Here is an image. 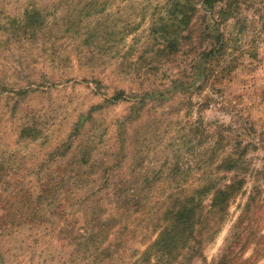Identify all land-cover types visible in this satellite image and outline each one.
<instances>
[{"label":"rangeland","instance_id":"rangeland-1","mask_svg":"<svg viewBox=\"0 0 264 264\" xmlns=\"http://www.w3.org/2000/svg\"><path fill=\"white\" fill-rule=\"evenodd\" d=\"M177 1L0 0V264H264V0Z\"/></svg>","mask_w":264,"mask_h":264},{"label":"trees","instance_id":"trees-1","mask_svg":"<svg viewBox=\"0 0 264 264\" xmlns=\"http://www.w3.org/2000/svg\"><path fill=\"white\" fill-rule=\"evenodd\" d=\"M225 1V0H201L202 7L204 9H189L187 5L184 4L183 1H177L175 9H168V19L167 21L163 22L162 30H164L168 37V46L170 48L181 47L182 43H186V41H191L192 38H194V32L199 31V33L196 35V38L198 41L196 43L199 44V46L202 43L203 40L207 39H214L216 40L214 46L212 45L211 48H206L203 51H201L200 55L202 58L207 59L208 57H211V55H214L217 53H222L225 51V39H224V32L220 31L219 25L221 21H224V18L220 17L216 18L215 15L217 14V10L213 9L215 8V5L217 2ZM174 7V5H173ZM187 8V9H186ZM201 10H204L206 13V18L208 17H214V27H211L210 24H207L204 29H196L195 22H194V16L198 14ZM220 12H226L225 10L221 9ZM226 14V13H225ZM216 32V33H215ZM174 36V38H172ZM188 44V43H186ZM181 50V49H180ZM187 53V52H184ZM229 189L233 188L235 186V182L228 185ZM218 195H216L215 201L212 205V207H216V213L218 214L219 211H223L227 205L228 200L230 199L232 195L231 190L218 188ZM220 193V194H219ZM195 208V207H194ZM193 208V209H194ZM215 217V216H213Z\"/></svg>","mask_w":264,"mask_h":264}]
</instances>
